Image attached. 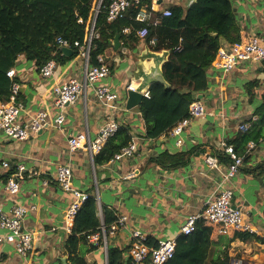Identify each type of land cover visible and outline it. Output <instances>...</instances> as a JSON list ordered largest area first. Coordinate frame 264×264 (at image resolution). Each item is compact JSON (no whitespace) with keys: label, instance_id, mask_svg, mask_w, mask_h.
I'll use <instances>...</instances> for the list:
<instances>
[{"label":"crops","instance_id":"0c3cea01","mask_svg":"<svg viewBox=\"0 0 264 264\" xmlns=\"http://www.w3.org/2000/svg\"><path fill=\"white\" fill-rule=\"evenodd\" d=\"M149 2L154 12L174 4L186 6L185 0ZM230 3L237 30L231 33L232 40L219 36L218 48L228 49L233 41L242 42L252 35L264 38V0ZM69 49L72 52L60 50L66 58L55 55L56 64L48 77L23 56L13 66L21 104L18 120L25 122L39 110L49 114L47 125L27 139H11L0 131V208L9 213L15 206L34 207L22 221V229L32 233L31 249L21 255L3 242L0 264H59L61 257L66 260L70 233L65 229L64 215L73 196L54 180L56 167L62 163L71 167L72 186L96 197L98 211L103 207L115 218H127L125 227L108 239L106 248L100 243L92 246L87 239L79 243L78 251H86L87 264H106L107 246L121 249L127 261L132 230L141 231L152 243L181 238L185 218L201 214L206 200L221 183L228 158L224 146L232 147L231 141L245 132L254 137V147L247 153L246 145L243 151L237 149L238 154H244L243 163L228 186L232 203L242 210L253 231L221 233L203 217L196 231L209 241L204 264H264V60L238 62L228 72L212 61L206 69L207 87L196 95L205 106V114L191 119L178 136L165 131L149 137L139 105L126 108V86L131 83L136 89L144 81L143 74L153 65L149 53L162 55L164 61L168 52L151 50L144 39L128 45L119 39L117 49L103 54L109 74L100 81L117 93V99L100 103L93 87L87 86L74 103L66 105L64 122L57 127L52 124L56 114L52 87L72 78L83 79L84 61L75 49ZM109 121L127 127L129 142L134 145L131 156L97 164L84 149L68 150L69 136L86 132L93 138ZM242 123L248 124L247 130L239 129ZM178 138L180 144L176 143ZM206 154L217 156L219 170L207 167L203 161ZM185 157L184 163L172 165ZM20 164L25 170L19 189L10 194L6 181Z\"/></svg>","mask_w":264,"mask_h":264},{"label":"trees","instance_id":"16d2710c","mask_svg":"<svg viewBox=\"0 0 264 264\" xmlns=\"http://www.w3.org/2000/svg\"><path fill=\"white\" fill-rule=\"evenodd\" d=\"M110 1L101 0L97 10L99 0H0V103L6 101L10 93L11 79L6 72L19 56L34 61L38 68L57 54L66 58L55 44L57 36L84 44L93 27L91 64L96 63L97 55H103L106 50L114 51L112 40L116 34L125 45L137 41L133 33H123L124 27L140 26L133 19L137 8L131 7L113 21H107ZM149 3L145 2L150 9ZM169 9L171 15L164 17L160 25L149 26L145 39L148 44L154 39V44H149L153 51L169 50L162 64L168 87L152 84L148 88L149 97H143L138 106L149 137H157L187 115L189 104L207 87L206 69L216 57L219 36L232 40L231 33L237 30L230 0H197L189 6L174 4ZM180 39L181 50H174ZM253 138L251 133H241L231 141L232 150L238 154L237 149L243 151ZM129 141L127 127L120 126L94 156V162H107ZM185 161L186 157L172 165ZM226 161L230 162L229 155ZM101 212L105 225L114 220L107 209L102 207ZM100 222L96 197L89 193L75 215L67 238V264H87L86 251H78V245L86 241L87 234L97 230ZM149 243L156 244L150 240ZM208 245V239L195 229L177 239L172 258L164 264H204ZM106 264H129V261L123 259L121 249L107 246Z\"/></svg>","mask_w":264,"mask_h":264},{"label":"built area","instance_id":"2783aa9c","mask_svg":"<svg viewBox=\"0 0 264 264\" xmlns=\"http://www.w3.org/2000/svg\"><path fill=\"white\" fill-rule=\"evenodd\" d=\"M150 0H111L107 6L106 20L113 21L121 13L129 8H137L134 15V21L140 26L132 29L124 27L123 33H133L137 38L146 39L149 26L160 25L164 17L171 15V10L167 7L159 12H154L146 7L145 2ZM80 21V19H78ZM94 26V22L93 25ZM93 27L87 38L86 43L81 44L78 40L70 42L62 36L55 38L56 46H64L73 48L84 61L83 79H69L68 81L55 84L52 87L53 105L56 108V114L53 117L52 124L61 126L64 122V108L67 104L74 103L81 91L87 86L93 87V92L96 100L100 103L108 104L117 99V93L109 89L100 81L108 76L109 69L104 61L103 55L96 56V63H90L91 38L93 35ZM181 39L174 50H181ZM149 44H154V39L149 41ZM261 61L264 60V38L257 35H252L242 42H233L228 49L218 48L216 57L213 63L224 72H228L238 63L243 61ZM54 59H48L40 68L42 76L48 77L51 75L55 67ZM11 79L10 93L6 101L0 103V131L8 138L15 140L27 139L31 134L36 133L48 123V111L39 110L27 121L21 122L18 120L19 111L21 108L20 102L17 100L19 84L15 80V70L13 67L6 72ZM127 90H134L132 84L126 86ZM143 97L148 98L149 93H142ZM206 112L205 106L199 99L193 100L189 106L187 115L172 125L167 131L169 134L178 136L182 130L188 126L191 119L202 116ZM119 123L109 121L104 123L91 138L86 132H78L67 138V146L69 151L84 149L90 160L93 161L105 142L113 136L118 128ZM248 124L242 123L239 125L240 130H247ZM177 144L181 141L178 138ZM254 147V141L250 140L246 144L245 153L249 152ZM224 150L230 157V162L227 164L226 170L219 186L214 190L212 195L206 200L205 207L201 214L188 215L184 223L180 227L182 235L186 236L196 229L198 220L203 217L208 222L217 225L218 231L227 233L229 230H246L253 231L251 227L244 221L242 210L232 203V190L228 186V181L237 173L243 163L244 154H236L230 145H225ZM134 152V145L128 142L125 146L112 156V159H120L123 156H131ZM203 161L210 169L219 170V161L216 155L206 154ZM25 170L23 165H19L13 173L9 175L6 181L5 189L8 193L13 194L19 189V179L22 172ZM55 182L64 191L72 193L73 199L65 211L64 222L65 229L71 233L73 221L77 211L82 203L86 200L89 193L78 190L72 186V172L68 164H59L56 167ZM227 184V185H226ZM22 206L13 207L9 213H5L0 208V245L3 242L11 244L15 251L21 255H25L31 249L32 233L22 229V221L29 210L33 209ZM98 216L101 219L100 225L95 232L87 234L86 239L91 245L102 244L105 248L108 239L115 233L125 227L126 216L121 215L116 217L111 223L105 225L102 221V212L98 211ZM4 230V232H1ZM176 239L159 240L156 244H150L148 238L139 230H132L130 233V242L127 249V260L129 264H164L172 258L175 248ZM227 264H233L231 262Z\"/></svg>","mask_w":264,"mask_h":264},{"label":"water","instance_id":"95a60500","mask_svg":"<svg viewBox=\"0 0 264 264\" xmlns=\"http://www.w3.org/2000/svg\"><path fill=\"white\" fill-rule=\"evenodd\" d=\"M196 1L197 0H185V5L189 6ZM100 3H101V0H99V2H98L97 10L99 8ZM96 14H97V11H96ZM112 45L115 49L118 48V46H119V35L118 34H116L114 36V38L112 40ZM59 49L61 51H64V52H67V51L72 52L71 49H69L68 47H64V46H60ZM166 52H168V54H169V50H166ZM149 57L152 58L153 65L149 68V71L147 73L143 74V80L144 81L142 83L140 82V86L137 87L136 89L127 90V98H126V108L127 109H130L134 106H138L140 104V102L142 101V98H143L142 93L145 91H148V88L152 84L159 83V84L164 85L165 87H168V83L166 82V80L163 77L162 65H161L166 60L163 61V56L159 55L155 52L149 53ZM60 261L63 264H67L64 257H61Z\"/></svg>","mask_w":264,"mask_h":264}]
</instances>
